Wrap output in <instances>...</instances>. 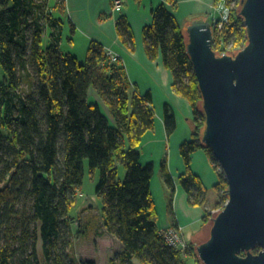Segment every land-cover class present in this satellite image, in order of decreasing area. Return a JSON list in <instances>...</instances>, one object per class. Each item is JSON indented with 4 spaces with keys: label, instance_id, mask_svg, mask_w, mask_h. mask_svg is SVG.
<instances>
[{
    "label": "trees",
    "instance_id": "trees-1",
    "mask_svg": "<svg viewBox=\"0 0 264 264\" xmlns=\"http://www.w3.org/2000/svg\"><path fill=\"white\" fill-rule=\"evenodd\" d=\"M224 1L236 6L230 10L224 28L213 31L217 53L228 49L231 41L233 48L239 49L249 40L240 14L241 0ZM50 2L0 0V59L5 69L0 83V264H37L38 229L47 258L53 257V250L58 252L64 216L76 201L70 193L82 186L86 164L90 174L100 173L96 191L103 199L102 220L123 243L120 262L138 258L145 264H187L188 255L170 247L158 226L151 185L155 165L140 162L141 140L145 133L155 130L152 93H142L132 82L123 59L113 61L97 40L90 41L86 63L62 52L65 21L63 14L55 15L49 9ZM114 4L113 0V8ZM55 7L65 13L66 1ZM107 16L104 13L100 18ZM151 17V24L143 28L145 51L152 60L161 55L174 74L175 93L192 105L193 139L180 146L187 173L180 175L178 182L189 194L190 205H203L206 188L190 169L191 154L204 149L215 168L220 165L202 138V93L187 49L188 32L179 26L164 0L153 6ZM68 21L73 29L74 22ZM48 28L51 41L46 42ZM116 29L121 41L134 50V32L124 14L117 18ZM223 40L225 45H221ZM30 63L35 67V87ZM23 83L28 91L23 90ZM93 88L99 100L92 98ZM164 117L170 136L177 129V118L167 104ZM162 162L173 207L176 184L167 162ZM120 165L127 170L124 179L118 175ZM218 182L221 197L217 204L224 207L228 181L223 171ZM26 198L32 201V214L24 216L20 204ZM56 256V264H65L62 256ZM81 264L97 262L86 259Z\"/></svg>",
    "mask_w": 264,
    "mask_h": 264
},
{
    "label": "water",
    "instance_id": "water-1",
    "mask_svg": "<svg viewBox=\"0 0 264 264\" xmlns=\"http://www.w3.org/2000/svg\"><path fill=\"white\" fill-rule=\"evenodd\" d=\"M240 2L249 40L236 54L217 53L208 20L187 26L202 93L203 142L228 181L226 205L196 248L204 264H264V0Z\"/></svg>",
    "mask_w": 264,
    "mask_h": 264
},
{
    "label": "crops",
    "instance_id": "crops-1",
    "mask_svg": "<svg viewBox=\"0 0 264 264\" xmlns=\"http://www.w3.org/2000/svg\"><path fill=\"white\" fill-rule=\"evenodd\" d=\"M65 1L66 12L61 14H65L74 22L73 32L77 33L79 30L86 32L89 39L101 42L106 50H111L123 59L132 82L138 85L142 93L150 91L154 97L155 130L145 133L139 150L142 153L140 162L143 165L148 163L155 165V176L151 185L158 212L159 229L174 224L183 228L185 238L191 243L196 242L198 245L204 242L211 230L209 223L205 222L206 206L190 205L189 194L178 182L180 175L187 173L180 146L193 139L192 105L189 100L175 93L174 74L165 66L161 55L156 59H150L144 46L143 28L151 24L153 21L151 9L162 0H122L123 10L120 12L113 8V0ZM164 1L178 22L189 19L193 22L197 18L210 22L221 15L220 11L215 9V0ZM104 13H108L109 16L100 18ZM121 14L127 17L133 29L136 40L134 50L129 49L119 38L116 23ZM166 104L171 106L177 118V129L170 136L165 127ZM162 161L167 162L168 170L176 184L173 207L170 206V188L162 172ZM191 161V171L204 183L206 194L209 196L212 190L217 189L216 185L219 183V173L214 163L204 149L193 152ZM214 202L211 201L212 204ZM188 257H186L187 264L193 262L201 264L196 256H192V262L188 261Z\"/></svg>",
    "mask_w": 264,
    "mask_h": 264
},
{
    "label": "rangeland",
    "instance_id": "rangeland-1",
    "mask_svg": "<svg viewBox=\"0 0 264 264\" xmlns=\"http://www.w3.org/2000/svg\"><path fill=\"white\" fill-rule=\"evenodd\" d=\"M61 2L62 0H51L50 2L49 9H51L55 15L59 16L62 13V10H59L57 7H55L57 3H59L60 5ZM214 4H215V9L220 11L221 15L220 17L210 21L213 24V26H214V21L218 19L221 20L226 15V13L224 14L223 10L229 13L230 10L234 6H236L234 2L230 5L226 3V1L224 0L218 2L217 4L216 3ZM63 20L65 21V23L63 29L64 32L63 37L60 42L61 51L64 53L69 52L73 55H76L81 63H86L88 59L87 49L91 43L90 42L91 39L87 37L86 32H83L81 30H79L77 33L73 32L70 21H68L69 19L65 14L63 15ZM191 22L192 19L178 23L180 27H183L184 30L185 29L187 30L188 28L187 26ZM186 30L184 32H186ZM45 33H46L45 34L46 42L51 41L50 29L49 28L46 29ZM222 43L224 44V40L221 41V45ZM232 44L233 43L231 41L226 46L228 49H223L219 51V53L236 54L239 50H241V48H243L246 45L245 44L241 48L237 49V48H233ZM107 51L106 52L110 55V57L114 61L113 57L115 56L111 55L113 54L112 51L111 50H107ZM117 59H119V57H116V60ZM29 67L31 68V71L34 75L33 77L35 78L34 80L35 81L34 87H35L37 82L35 67H33L32 63H30ZM4 77H5V69L3 68L0 59V83L4 81ZM22 88L25 91H28V89H30L26 83H23ZM91 96L92 98H97L98 100L100 99L96 89L94 88L91 89ZM4 133L7 135L9 134V131L4 129ZM216 170L218 171V173L222 171L221 166H219V168ZM126 171L127 170L125 166L123 165L119 166L118 175L120 179H124V177L126 176L125 175ZM84 177L85 178L80 189L76 190V192L74 193L73 191H71L70 193V198H75L76 201L71 205L69 210L70 212H68L67 215L64 216V220L60 231L61 234L57 240L58 252L56 249L53 250L52 251L53 257H51L50 260L45 255L46 249H45V245H43V240L41 238L39 229L36 232L40 236L36 245L37 257H38L37 264H56L55 261H56L57 253L63 257V261L65 264H81V261L86 259L96 260L97 264H110V261L112 259L115 261V264H145L138 258H135L132 262H128V263L120 262L119 257H120V252L123 248V243L119 240L117 236L113 235L104 227V222L102 220L103 199L98 196L96 191L97 189L96 186L101 179L100 173L99 171H97L94 174H90L89 165L86 164ZM210 193L211 194L209 196L207 194L206 201L201 206L204 205L206 206L205 209L206 212H204L205 222H208L211 227L215 214L221 211L224 207L220 204H217V202L220 200L221 197V191H219L218 189H214ZM211 201H215V202L212 204ZM20 209L22 210L24 216H26L27 214L28 215L32 214L31 213L32 201L26 198L25 201H23V203L20 204ZM180 233L182 235V238H185V235L183 233V228H181ZM209 235L210 233L206 236L205 240L208 239ZM188 242L191 250L189 251L183 250L182 253L184 252L185 254H187L189 256V257L187 256L189 258L188 261L192 262L193 260L192 256H196L195 250L199 244L197 245L196 242L194 243H191L190 241ZM192 264H196V262L195 263L193 262ZM201 264L204 263L201 262Z\"/></svg>",
    "mask_w": 264,
    "mask_h": 264
},
{
    "label": "built area",
    "instance_id": "built-area-1",
    "mask_svg": "<svg viewBox=\"0 0 264 264\" xmlns=\"http://www.w3.org/2000/svg\"><path fill=\"white\" fill-rule=\"evenodd\" d=\"M114 9H115V11H119V12L123 10L122 0H115ZM223 11H224V14L226 13V15L221 20L218 19V20L214 21L215 28L219 27V30H222L225 26L224 24L226 22H228V20H229V13L225 10H223ZM111 55L115 56V57H113L114 61L116 60V57H118L114 53ZM160 230H161V234L163 235L164 240H166L167 244L170 247H174V248L181 250V251L191 250L189 242L187 241V239L182 238V235L180 233V230H181L180 226L170 225V226L160 227Z\"/></svg>",
    "mask_w": 264,
    "mask_h": 264
}]
</instances>
